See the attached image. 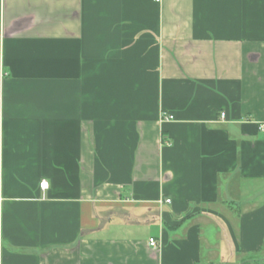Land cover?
<instances>
[{
    "label": "crops",
    "instance_id": "obj_1",
    "mask_svg": "<svg viewBox=\"0 0 264 264\" xmlns=\"http://www.w3.org/2000/svg\"><path fill=\"white\" fill-rule=\"evenodd\" d=\"M0 173V264H264V0H0Z\"/></svg>",
    "mask_w": 264,
    "mask_h": 264
},
{
    "label": "built area",
    "instance_id": "obj_2",
    "mask_svg": "<svg viewBox=\"0 0 264 264\" xmlns=\"http://www.w3.org/2000/svg\"><path fill=\"white\" fill-rule=\"evenodd\" d=\"M156 2H158L159 0H155ZM220 118L223 119L224 118V112H221L220 113ZM169 119H172V116H163V121L164 120H169ZM0 183H1V173H0ZM49 185V182L48 180L46 179H43L39 182V188L42 189V190H45ZM167 202L169 201V199L166 200ZM148 244L150 247H157V241L154 237H150L148 239Z\"/></svg>",
    "mask_w": 264,
    "mask_h": 264
}]
</instances>
